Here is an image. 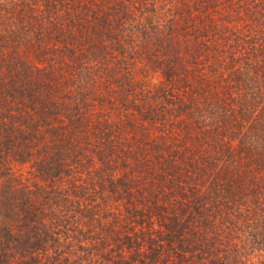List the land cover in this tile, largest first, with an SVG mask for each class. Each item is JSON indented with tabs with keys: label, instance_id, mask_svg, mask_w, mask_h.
I'll return each mask as SVG.
<instances>
[{
	"label": "trees",
	"instance_id": "16d2710c",
	"mask_svg": "<svg viewBox=\"0 0 264 264\" xmlns=\"http://www.w3.org/2000/svg\"><path fill=\"white\" fill-rule=\"evenodd\" d=\"M0 177L2 262L264 264V0H0Z\"/></svg>",
	"mask_w": 264,
	"mask_h": 264
},
{
	"label": "rangeland",
	"instance_id": "374dc122",
	"mask_svg": "<svg viewBox=\"0 0 264 264\" xmlns=\"http://www.w3.org/2000/svg\"><path fill=\"white\" fill-rule=\"evenodd\" d=\"M57 45V47L59 48L61 45L60 44H58V43H56L54 46H56ZM61 51V50H60ZM60 51H57V50H53L52 52H50V53H48V55H42V56H39V54H36V55H34V54H28V53H30V52H28L27 53V59H28V62H30L29 64L32 66V67H36V68H38V67H40V68H42L44 65H47L48 63L50 64V65H53L52 64V62H53V60H51V59H62L61 57H59L60 56V54H61V52ZM61 61V60H60ZM137 64L138 65H140L141 66V62H137ZM61 65V64H60ZM52 69V68H51ZM157 76V75H156ZM156 76H153V78H152V80H156ZM39 92H41V94L43 95V93L45 94L47 91H39ZM48 92H50V91H48ZM57 92H60L61 93V95L62 94H64V91H57ZM60 100H64V99H60ZM42 106V105H41ZM40 122L42 121V120H40V119H38ZM39 147V149L41 150V149H43V147L42 146H38ZM35 149V148H34ZM9 158H8V165H7V167L8 168H10L11 170H12V173H13V177L14 176H18L19 178H27V177H29L28 175H27V172L29 171H31V170H33V168H31V163H26V164H17V163H15L14 162V160H12L13 158H11L10 156H8ZM8 173H6L5 174V176L4 177H8V175H7ZM31 177V176H30ZM13 179V180H12ZM16 178H11V179H9L10 180V185H12V187H18V186H20L21 185V181H20V179H18V181H16L15 180ZM31 179H32V177H31ZM3 181V177H0V185L3 183L2 182ZM1 187V186H0ZM2 221H4L3 223H0V225L1 226H3V225H5V223H6V221L7 220H4V219H2ZM9 222H7L6 223V225L8 224ZM7 227H8V225H7ZM41 258V257H40ZM43 259V258H42ZM40 260L41 262H39L38 264H42V262L44 261V260ZM0 264H19L18 262H17V259H15V258H12V257H9V258H7V260H5L4 259V262H2L1 260H0Z\"/></svg>",
	"mask_w": 264,
	"mask_h": 264
}]
</instances>
